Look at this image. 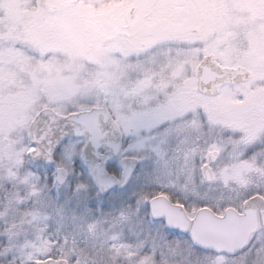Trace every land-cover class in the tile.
I'll use <instances>...</instances> for the list:
<instances>
[{"label":"snow or ice","instance_id":"obj_1","mask_svg":"<svg viewBox=\"0 0 264 264\" xmlns=\"http://www.w3.org/2000/svg\"><path fill=\"white\" fill-rule=\"evenodd\" d=\"M0 264H264V0H0Z\"/></svg>","mask_w":264,"mask_h":264}]
</instances>
